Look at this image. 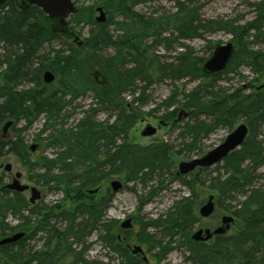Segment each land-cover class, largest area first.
I'll return each instance as SVG.
<instances>
[{
	"label": "trees",
	"instance_id": "16d2710c",
	"mask_svg": "<svg viewBox=\"0 0 264 264\" xmlns=\"http://www.w3.org/2000/svg\"><path fill=\"white\" fill-rule=\"evenodd\" d=\"M145 1H107L106 5L109 6L106 8L114 11L119 20L115 22L119 28L116 35L93 20L92 6L77 8L71 19L89 25V36L82 47H71L61 62L59 59L57 64H50L49 70V65L44 66V63L32 68L39 49L49 39L56 37L50 31L45 15L36 6L19 10L14 0H4L0 4V49H3L0 67L4 68L0 73V128L8 120H22L27 128L40 115H44L43 128L35 142L44 143L46 147L53 146L58 151L52 157L39 158L34 165H42L43 174L39 178L59 187L66 197L76 202L69 211H59L57 215L64 221L63 229L56 230L52 226L45 229L49 226L46 221L25 236V231L40 224V221L30 222L29 216L43 217L42 211L37 206L29 205L22 194L5 190L0 181V240L16 231L24 233L16 243L0 245V264H61L63 258H72L76 264H87L73 246L82 242L96 225L105 222L110 200L82 201L83 191L123 172H126L128 182L145 183L151 176L163 173L174 175L179 180L185 178L176 175V170L174 174L171 173L170 155L165 145L141 146L129 142L128 136L135 125L136 114L126 109L128 103L123 96L130 95L132 104L143 105V96L152 84L165 80L217 79L222 73L205 75L202 72L203 60L193 57L190 50L178 55L176 62H161L151 49L152 44L166 43L169 46L173 38L162 37L169 31L177 34V40H191L209 30L208 26L202 25L192 6L199 0H175L176 11L156 19L140 16L135 11ZM257 15V20L249 23L246 29L226 21H220L215 26L231 33L235 42L243 46L236 51L228 67L234 70L239 64L247 62L253 73L263 75L264 5L259 6ZM249 44L261 47L253 51ZM107 49L113 50L112 56L102 54ZM45 69L56 76L51 84L42 82L41 76L47 71ZM94 74L98 75L101 83ZM23 83H31L32 86L19 89ZM53 84L56 85L54 92L49 91V86ZM211 87V84L204 87L207 98L198 89L184 97L186 101L181 105L191 112L196 111L192 114L194 117H210L211 124L205 126L196 118L194 124L186 125L182 136L191 139V147L218 126L231 130L238 120H244L248 136L239 150L223 159L229 175L222 180L215 178L214 186L220 199L239 191L244 194L243 201L232 213L239 228L214 237L209 244L190 239V231L198 221L195 216L198 197L193 183L199 172L205 171L195 170L189 174L194 178L186 183L189 195L175 202L165 216L154 219L155 227H160L168 238L162 243L164 245L159 244L156 254L158 262L167 256L171 244H175L186 253V264H264V187L245 191V187L254 179L255 171L264 163L263 149L260 148L262 142L257 140L264 124V89L252 93H243L239 89L225 96L224 93L209 91ZM86 93H92L100 107L87 110V115L75 127L60 125V128L42 138L43 132L50 129L49 122L56 121L64 114L66 105ZM175 94L176 90L164 102L166 108L174 104ZM107 105L116 108L113 122L97 121L94 112L107 108ZM16 138L13 142H0V156L7 147V152L26 155L23 159H27L20 134ZM25 162L29 167L33 166L28 160ZM24 213L29 216H24ZM8 217L23 222L10 227ZM109 223L116 225V221ZM114 229L111 234L104 230L106 233L101 241L118 255L120 260L117 264H139V260L117 241ZM36 233L46 234L44 244L24 253L25 242Z\"/></svg>",
	"mask_w": 264,
	"mask_h": 264
},
{
	"label": "rangeland",
	"instance_id": "374dc122",
	"mask_svg": "<svg viewBox=\"0 0 264 264\" xmlns=\"http://www.w3.org/2000/svg\"><path fill=\"white\" fill-rule=\"evenodd\" d=\"M74 1L77 8L92 6L94 11L93 20L95 22L96 18L99 17L97 9L102 8L105 18L104 22L101 24L106 26L112 35L119 34V28L115 25V22L119 20L115 17L114 11H111L110 8H106L107 5L109 6V4L106 5L108 0ZM177 1L182 2L185 0ZM175 2V0H146L144 3L138 5L135 11L140 16L156 19L174 13L176 11ZM260 5H264V0H199L192 6L196 9V15L200 19L202 25L208 26L209 30L201 32L200 36L191 40H177V34H172V32L169 31L163 34L162 37L171 36L173 38L172 43L169 46H167L166 43L152 44V52L155 53L161 62H176L178 55H182L190 50L193 57L202 59L204 63L212 53V44L223 45L229 41H235V37L231 33L216 28L215 24L220 21L234 22V26H241L243 29H246L249 23L257 20V9ZM71 18L72 16L68 19L70 31L76 34L81 45L72 43L73 38L71 34L65 36L54 34L56 37L44 43L37 53L39 62L44 63V66L49 65L47 66L48 70L51 68L50 64L56 63L59 59L61 62V58L70 52L71 47H82L83 41L89 36L90 26L81 22L77 23L76 20L73 21ZM242 39L246 40V37ZM147 44H150V40ZM237 45L239 49L243 47L239 42H237ZM248 47L255 51L260 49L261 46L249 44ZM113 53L112 49H107L104 50L102 54L104 56H112ZM1 54H3V49H0V56ZM0 61L2 60L0 59ZM246 63L239 64L234 70L229 68L217 79L206 77L196 80L184 79L176 82L165 80L160 83L152 84L143 96V105H138L137 103L132 104V97L130 95L123 96L128 103L126 109L136 114L135 125L129 132V142L141 146H149L152 144L165 145L170 155L172 174H174L175 170H178L179 163L198 158L212 150L237 126L245 124L244 120H238L231 130L226 127L218 126L211 130L206 137L201 138L194 146L190 147L191 139L182 136V133L186 129V125L194 124L197 118L205 126H208L211 124V119L210 117L201 115L197 117L192 116L196 111L191 112V110L181 106L186 101L184 97L199 89L201 90V95L207 98L204 88L207 84L212 85L209 91L224 93L225 96L239 89L243 93H252L264 89V74L257 75L253 73L249 64L246 65ZM3 69V67H0V73H2ZM97 80L100 82V78H97ZM30 86L31 83H23L18 88L25 89ZM55 88L56 85L53 84L49 86V91L54 92ZM174 90L177 92L174 96V104H172L170 108H166L164 102L174 93ZM99 107L92 93H86L84 96L77 98L66 108L61 119L57 121L56 128L60 127L58 125L75 127L78 121L84 115H87V110ZM165 115L168 117L162 119L161 117ZM93 116L99 122L109 120V123H112L116 116V108L113 105H107V108L99 109L96 113L94 112ZM44 120V115H40L37 121L27 128L25 127V122L22 120H12L13 126L7 129L6 134L2 136L0 132V142L16 141L17 135L20 134V139L23 142L26 152L25 154H27V159H23L26 155L18 156L7 152V147L3 149L2 155L0 156L1 184L5 185L10 183L15 172H19L21 174L20 183L22 185L34 187L40 192V199L33 205L41 209L43 217H38L36 215L29 216L27 213L23 214L24 216L30 217V222L35 223L36 221H40V224L33 225L31 229L29 228V231H25V236L34 231L36 226L40 227L42 225L41 223H45L46 221H48L49 226L45 229H51V226L56 230L63 229L64 221L57 216L59 211H69L76 204V202L66 197L62 189L53 186L52 183H46L39 178V175L43 174V169L40 168L42 165H34L38 163L39 158L43 156L52 157L54 153L58 151V149L53 146L46 147L44 143H40L39 141L35 142L37 135H39V132L43 128ZM159 121L163 123L158 128ZM147 124L158 129L152 137L144 138L140 133ZM49 133L50 129H47L43 132L41 137L44 138ZM259 134L257 140L262 142L260 148L263 149L264 154V124L261 125ZM32 144L35 145L33 151L30 150ZM239 149L240 147L236 150ZM26 160L33 166L29 167L25 162ZM6 164L11 165L12 172L3 170V166ZM204 170L205 171L202 170L199 172L193 183L198 197L195 201V216L198 221L191 229L190 236L198 229H215L218 227L221 223L220 218L222 216L232 217V213L235 211L234 208L244 199V194L240 191L220 199L218 191L214 190L216 184L215 178L222 180L229 175V169L224 162H219L211 167L204 168ZM125 176L126 172H123L120 175L108 178V180L89 190L83 191V197L80 199L82 201L93 202L105 198L110 200V204L105 212V222L96 225L92 231L84 236L82 242L73 246V249L76 252H80V257L87 264H117L120 260L118 255L101 241V237L107 231L111 234L115 228L114 235H119L125 240L121 242L120 245L122 247H125V245L140 247L148 259V264H186V253L182 248H177L178 246H175V244H171L167 256L158 262L156 254L158 253L159 244L164 243L168 238L160 227H155L156 223L154 219L159 216H165L168 211L171 210L175 202L181 197H187L189 195L190 192L186 183L194 178L193 175L179 180L180 178H176L174 175L163 173L160 176H151L145 183L140 181L128 182ZM113 181H119L121 183V188L116 192L111 188V183ZM263 187L264 163L255 171L254 179L245 187V191ZM94 190H96V192H89ZM211 192L215 194L216 210L210 218L202 219L198 214V210L201 205L206 202L207 194ZM21 194L26 200H29V190ZM128 218L131 219L133 225L129 230L121 227L122 222ZM110 221H116V225H111L109 223ZM22 222V220H17L12 217L7 218V224L10 227L20 225ZM238 228L239 225H237L234 220L228 233H232ZM104 230H106V232H104ZM17 232L19 231L14 233ZM9 235L10 234H7V236ZM45 238V233H36L35 236L25 242L24 253L42 247ZM211 240L208 241L207 244L211 243ZM61 264L76 263H74L72 258H63ZM139 264L143 263L139 260Z\"/></svg>",
	"mask_w": 264,
	"mask_h": 264
},
{
	"label": "water",
	"instance_id": "95a60500",
	"mask_svg": "<svg viewBox=\"0 0 264 264\" xmlns=\"http://www.w3.org/2000/svg\"><path fill=\"white\" fill-rule=\"evenodd\" d=\"M15 5L19 10H26L30 6L38 7L42 13L46 16L52 33L60 34L64 36L68 32V19L71 15L75 14L77 9L74 3V0H14ZM4 0H0L2 4ZM97 12L99 17L96 18L97 23L104 22V13L102 8H98ZM74 42L77 45H81V42L78 41V37L74 36ZM236 43L228 42L223 45L212 44V54L211 56L203 63L202 72L206 75L215 74L222 72L228 65L234 50ZM95 78H98V75L95 74ZM55 80V76L50 71H45L42 74V82L44 84H51ZM264 88V87H263ZM181 115V113H180ZM179 115V117H180ZM162 121L160 125H162ZM12 126V122L8 121L2 126V136L7 132V129ZM156 128L152 125L147 124L140 135L144 138L152 137L156 133ZM248 134V127L245 124H240L233 131H231L225 139L212 150L208 151L199 158L192 159L187 162H181L178 164V170L176 174L178 176H186L189 173L195 171L196 169H204L211 167L219 162H221L229 153L238 149L243 144L246 136ZM32 151L35 149V145H32L30 148ZM11 165L6 164L3 166V170L6 172H11ZM21 174L19 172L15 173V177L11 183L4 186V189L9 191H15L18 193H23L27 190L30 192V198L28 202L33 205L36 201L40 199V192L34 188L29 187L28 185H22L19 181ZM111 188L114 192L121 188V183L119 181H113L111 183ZM90 193L96 192L89 191ZM207 200L201 205L198 210V214L202 219L210 218L216 210L215 204V195L213 193L207 194ZM221 223L215 229H198L191 236L190 239L194 242H208L216 236H223L227 234L230 230L231 225L234 222L233 217L231 216H222ZM121 227L124 229H130L132 227L131 219H126L122 222ZM24 236L23 232L13 234L9 237H6L0 241V245L13 244L18 242ZM130 250V254L133 256H140L142 262L148 264V260L138 246H126Z\"/></svg>",
	"mask_w": 264,
	"mask_h": 264
},
{
	"label": "bare ground",
	"instance_id": "6f19581e",
	"mask_svg": "<svg viewBox=\"0 0 264 264\" xmlns=\"http://www.w3.org/2000/svg\"><path fill=\"white\" fill-rule=\"evenodd\" d=\"M46 43V42H45ZM38 53V52H37ZM37 53H36V58H35V60L33 61V66H32V68H35V66H38V64H40V62H39V57L37 56ZM32 86V85H31ZM75 101V100H74ZM71 104H68V105H66L65 106V110H66V108L68 107V106H70ZM62 115V114H61ZM59 119H61V117H59L58 119H56V121H51V122H49V125H50V132L52 131H55L56 129H58V128H56V124H57V121L59 120ZM58 126H60V125H58ZM60 128V127H59Z\"/></svg>",
	"mask_w": 264,
	"mask_h": 264
},
{
	"label": "flooded vegetation",
	"instance_id": "af4514ba",
	"mask_svg": "<svg viewBox=\"0 0 264 264\" xmlns=\"http://www.w3.org/2000/svg\"><path fill=\"white\" fill-rule=\"evenodd\" d=\"M238 49H239V48H238V45L236 44V46H235V50H234V53H233V56L235 55V53H236V51H237ZM233 56H232V57H233ZM230 62H231V61H229L228 65H227V67H226V69H225V71H227V70L229 69L228 66H229ZM14 177H15V176H14ZM14 177L12 178V180L14 179ZM20 179H21V177H20ZM20 179H19V180H20ZM12 180H11L10 182H12Z\"/></svg>",
	"mask_w": 264,
	"mask_h": 264
}]
</instances>
